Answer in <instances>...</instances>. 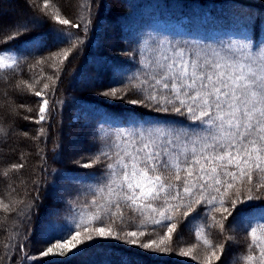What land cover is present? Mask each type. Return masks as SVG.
<instances>
[{"label":"snow or ice","instance_id":"6c2138e0","mask_svg":"<svg viewBox=\"0 0 264 264\" xmlns=\"http://www.w3.org/2000/svg\"><path fill=\"white\" fill-rule=\"evenodd\" d=\"M26 2L39 15L0 25V45L8 46H0V73L19 75L25 63L17 54L21 47L46 40L42 33L33 35L37 28L50 24L48 31L68 47L31 65L55 70V75L46 76L50 83H43L42 89L35 90L23 79L12 85L21 100L30 93L40 103L35 117L23 114L33 112L26 103L13 99L0 104V140L5 142L17 135L18 120L41 124L51 119L56 105L62 103L50 102L60 79L58 65H64L84 43L80 35L65 29L86 34L92 23L82 15L79 22L67 18L53 0ZM80 7L90 14L91 4ZM259 22L258 17L249 20L252 36L244 34L215 47L153 40L152 55L137 61V71L126 79H113L100 91L101 97L172 119L138 122L126 118L123 125L107 132L98 129L103 144L79 166H102L105 182L89 189L91 201L79 206L71 223L50 221L41 241L50 246L35 255L25 254L26 260L75 254L95 239L122 241L145 252H171L183 225L196 243L181 248L180 256L199 264H224L226 245L234 239L229 232L242 220L238 206L264 200V41L255 38ZM19 135L32 138L23 130ZM38 135L45 136V129ZM23 167V163H13L0 171V177L7 179ZM0 207L5 212L16 210L2 199ZM213 230L219 242L211 238ZM245 232L248 243L236 264H264V217L254 225L249 223ZM24 247L19 246L21 252ZM122 264L136 261L129 258Z\"/></svg>","mask_w":264,"mask_h":264},{"label":"trees","instance_id":"16d2710c","mask_svg":"<svg viewBox=\"0 0 264 264\" xmlns=\"http://www.w3.org/2000/svg\"><path fill=\"white\" fill-rule=\"evenodd\" d=\"M53 3L61 8L67 18L79 22L78 17L82 15L86 19H91L92 23L86 34L82 30L65 29L74 35H80L84 43L70 55L64 65H58L61 68L58 73L60 79L55 84V92L51 95L50 102L62 101V103L56 105L51 119L41 124L20 119L16 124L17 135L6 142L0 140V171L13 163L24 164L18 172L10 173L9 178L0 177V199L16 209L5 212L0 207V264H90L89 254L93 246L65 257L55 255L43 258L41 261H29L24 258L25 254L35 255L39 249L50 246L42 244V239L37 240L36 230L44 216L60 206V203L52 197V184L56 179L54 173L67 168L66 164L61 163L59 155L60 151L67 148L66 136L69 135L72 99L95 104L112 113L130 114L142 120L148 117L159 120L172 119L164 114L151 113L149 109L134 108L124 101L99 95L113 79H126L128 75L138 70L135 57L137 53L126 46L128 38L124 33V26L128 21L144 24L155 18L172 20L180 23L184 30L190 33H168L151 38L145 53L142 54L141 61H143L152 55L153 40L188 41L215 47L228 41L224 35H216V31L239 29L248 25V29L253 33L249 20L258 17L260 22L255 28L256 35L264 20V0H53ZM81 4H91L90 14L80 7ZM38 15V12L29 7V2L26 0H0V25L26 22ZM50 26V24L45 25L33 32V35L42 33L46 37L44 44L33 41L23 45L17 53L22 55L25 61L19 75L11 72L0 73V104L5 100L10 102L13 99L17 103H26L33 112L23 114L32 117L37 115L40 98L26 93L21 100L19 94L13 91L12 85L16 80L23 79L32 83L35 90H40L43 83L49 82L46 76L56 74L48 65L31 67L37 60L68 47L67 44L60 43L56 39L55 33L48 31ZM210 27L213 31L209 30ZM195 33L200 34L198 39L192 37ZM123 47L127 48L123 49ZM118 68H123L124 72L130 70V73L124 78H119ZM77 75H79L78 79ZM93 75L96 76L95 82H92ZM4 93L8 96L5 97ZM41 128L46 131L43 137L38 135ZM21 130L27 131L32 138H23L19 135ZM57 144L61 145L59 149L56 148ZM79 170L85 171L83 168ZM17 201H24V204H17ZM25 205L31 207L25 208ZM238 211L264 212V200L245 202L238 206ZM178 235L179 239L174 238V250L166 253L145 252L112 239L97 241L103 248L114 253L119 258L120 264L129 258L135 260L136 264H199L190 257L178 254L181 248L186 249L196 243L192 232L181 225ZM233 237L234 239L226 245V255L222 257L224 264L237 262L236 259L229 258L233 256L236 244L241 242L242 238L235 233ZM211 238L214 242H219L215 230ZM20 245L25 246L23 252L20 251ZM54 251L58 250L54 249ZM197 254H200V250Z\"/></svg>","mask_w":264,"mask_h":264},{"label":"rangeland","instance_id":"374dc122","mask_svg":"<svg viewBox=\"0 0 264 264\" xmlns=\"http://www.w3.org/2000/svg\"><path fill=\"white\" fill-rule=\"evenodd\" d=\"M209 30L213 31V28L210 27ZM124 33L128 38L126 46H129L131 51L137 53L135 56L137 61L142 60V54L145 53L151 38L168 33L190 34L186 32V30H184L182 25L178 22L157 18L144 24H135L130 20L124 26ZM215 34L224 35V37L228 40L240 38L244 34L249 36L253 35L250 29H248L247 33H245L244 27L239 29H230L228 31L218 30ZM192 37L194 39H198L200 34L195 33ZM255 38L257 40L264 41V20L260 24V30L255 35ZM127 47H123V49H126ZM128 73H130V70L124 72L123 68L117 69V75L119 78H124ZM78 78L79 75H77V79ZM92 78V82H95L96 76L93 75ZM70 103L72 106L70 108L71 121L69 123V135L66 136V140L68 141L67 148L65 147L62 151H60L59 155L61 163L66 164L67 168L60 169L54 173L56 179L52 184V197L60 203V206L52 209L39 223L36 230V238L38 241L43 239L45 230L48 228L50 221H53L58 225L71 223L80 210L79 206L91 201L92 193L89 189L95 188L97 185H102L105 182V170L102 166L98 165L93 168H83L79 166V164L87 162L88 157L95 153L98 147L103 144V137L98 134V129L99 132H107L116 126L123 125L126 118H130L138 122L155 119L153 117H148L142 120L130 114L112 113L101 107L95 106V104L79 102L76 101V99H72ZM79 168H83L85 171H81ZM87 169H89V171H87ZM239 213L242 220L235 230L230 232L232 236L233 233H235L238 237L240 236L242 238V241L236 244L233 256L229 258H234L236 261L244 255L246 245L248 243L246 239L245 227L249 223L254 225L261 219V217H264L263 211L257 213L248 211ZM193 215H195V213H193ZM193 237L195 239L194 234ZM97 240L99 239H95L94 241L88 242L86 245H82L80 247L81 251L86 247L93 246V249L89 254L90 264H120L119 258L108 249L103 248ZM49 257L54 256L50 255Z\"/></svg>","mask_w":264,"mask_h":264}]
</instances>
